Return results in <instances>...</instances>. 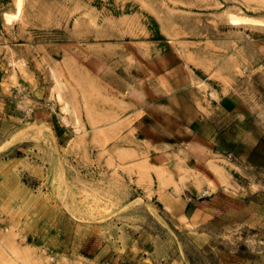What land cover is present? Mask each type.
Listing matches in <instances>:
<instances>
[{
    "label": "rangeland",
    "instance_id": "rangeland-1",
    "mask_svg": "<svg viewBox=\"0 0 264 264\" xmlns=\"http://www.w3.org/2000/svg\"><path fill=\"white\" fill-rule=\"evenodd\" d=\"M4 13L14 0H0V264H264V176L209 159L228 194L190 227L151 177L160 194L168 172L153 164L184 153L221 97L264 122V0H25ZM246 184L255 193L239 199Z\"/></svg>",
    "mask_w": 264,
    "mask_h": 264
},
{
    "label": "crops",
    "instance_id": "crops-1",
    "mask_svg": "<svg viewBox=\"0 0 264 264\" xmlns=\"http://www.w3.org/2000/svg\"><path fill=\"white\" fill-rule=\"evenodd\" d=\"M199 122L182 149L184 153H178L174 145L169 157L153 164L155 168L162 167L168 172L164 175L168 184L160 194L156 192L160 187L155 174L151 175L153 189L156 190L153 196L160 199L162 208L173 219L188 227L197 219L210 218L214 210L208 205L217 193L228 194L223 189L220 171H217L218 176L210 171L209 159L223 157L264 176V122L256 115L250 116L242 99L221 97L216 104L200 113ZM216 167L222 168L218 163ZM226 181L230 186L233 183L239 187L237 181ZM243 190L244 194L240 193L239 199L255 193L249 191L248 184L243 186Z\"/></svg>",
    "mask_w": 264,
    "mask_h": 264
},
{
    "label": "bare ground",
    "instance_id": "bare-ground-1",
    "mask_svg": "<svg viewBox=\"0 0 264 264\" xmlns=\"http://www.w3.org/2000/svg\"><path fill=\"white\" fill-rule=\"evenodd\" d=\"M25 0H14V7H15V13L14 14H8L4 13L5 21L10 22V20L18 15H20Z\"/></svg>",
    "mask_w": 264,
    "mask_h": 264
}]
</instances>
